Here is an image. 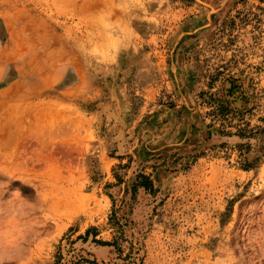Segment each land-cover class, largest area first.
<instances>
[{"label":"rangeland","instance_id":"obj_1","mask_svg":"<svg viewBox=\"0 0 264 264\" xmlns=\"http://www.w3.org/2000/svg\"><path fill=\"white\" fill-rule=\"evenodd\" d=\"M0 140V264H264V0H0Z\"/></svg>","mask_w":264,"mask_h":264},{"label":"bare ground","instance_id":"obj_2","mask_svg":"<svg viewBox=\"0 0 264 264\" xmlns=\"http://www.w3.org/2000/svg\"><path fill=\"white\" fill-rule=\"evenodd\" d=\"M18 130V129H17ZM12 135V134H11ZM28 138V137H27ZM2 140V139H1ZM0 140V141H1ZM4 140V139H3ZM24 140V141H23ZM26 140H28V139H22V141L25 143V141ZM9 141V140H8ZM8 141H4L2 144L0 143V148L2 149L3 148V146L5 145V143H9ZM29 141V140H28ZM27 142V141H26ZM29 142H31V140L29 141ZM23 143V144H24ZM26 144H28L27 146H29V144H31L32 145V142L31 143H25V145ZM7 146V145H6ZM27 146H25V147H27ZM30 147V146H29ZM63 147V146H62ZM64 148V147H63ZM6 149V148H5ZM55 149V148H54ZM60 149V148H59ZM4 150V149H3ZM62 150V149H61ZM53 152H54V150H53ZM62 152V151H61ZM58 153V152H57ZM63 153H65V152H63ZM74 153V152H73ZM60 154V153H59ZM67 154H69L70 155V153H67ZM71 156H72V154H71ZM0 157H1V154H0ZM73 157V156H72ZM70 158V157H69ZM64 159H66L65 157H64ZM1 160H2V157H1ZM69 160H71V158L69 159ZM68 161V160H67ZM72 162V161H71ZM66 164H67V162H66ZM22 180V184H20V190L23 192V193H29V192H31V188H29L28 186H27V179H21ZM24 183H26V184H24ZM55 203H57V205L59 206V207H66V205H71V207L75 204V201H72V200H69L68 198H66V197H59V198H57L56 199V202Z\"/></svg>","mask_w":264,"mask_h":264}]
</instances>
